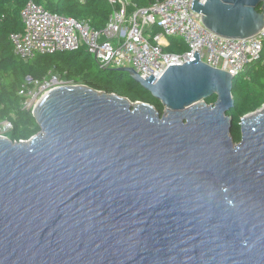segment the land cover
I'll use <instances>...</instances> for the list:
<instances>
[{
  "label": "water",
  "instance_id": "95a60500",
  "mask_svg": "<svg viewBox=\"0 0 264 264\" xmlns=\"http://www.w3.org/2000/svg\"><path fill=\"white\" fill-rule=\"evenodd\" d=\"M192 7L222 36L264 26V0ZM193 55L157 80L116 68L162 116L73 84L41 99L28 142L0 136V264H264V104L235 142L237 75Z\"/></svg>",
  "mask_w": 264,
  "mask_h": 264
},
{
  "label": "built area",
  "instance_id": "2783aa9c",
  "mask_svg": "<svg viewBox=\"0 0 264 264\" xmlns=\"http://www.w3.org/2000/svg\"><path fill=\"white\" fill-rule=\"evenodd\" d=\"M108 1L113 5V11L107 24L100 29L90 27L86 21L53 12L33 0L28 1L21 11L23 31L10 35L15 54L29 61L38 54L84 48L104 69L129 66L144 78L152 72L155 80L171 63L194 59L195 49L203 62L228 70L233 75L240 74L250 63L261 59L264 26L250 37H226L203 23L202 15L192 7L193 0H159L144 7L137 6L132 0ZM129 6L133 7L131 11ZM153 25L161 29L153 37L155 42L147 34ZM170 36L183 39L187 50L182 53L164 51ZM73 84L57 72L44 79L28 75L20 92L24 97L23 108L34 114L46 93ZM12 129L10 120H0L1 137L10 139Z\"/></svg>",
  "mask_w": 264,
  "mask_h": 264
},
{
  "label": "trees",
  "instance_id": "16d2710c",
  "mask_svg": "<svg viewBox=\"0 0 264 264\" xmlns=\"http://www.w3.org/2000/svg\"><path fill=\"white\" fill-rule=\"evenodd\" d=\"M30 0H0V120H10L13 129L9 132L11 140L29 139L40 132L41 128L30 110L23 108L24 97L20 95L22 85L28 75L44 79L52 72L75 84L87 85L109 94H116L132 102H145L153 105L160 116L165 106L150 91L127 72L116 69H104L86 49L58 51L38 54L32 60L25 61L14 52L10 35L24 29L21 11ZM47 9L86 21L90 27H104L113 11L108 0H33ZM159 0H132L139 7L148 6ZM133 9L129 6V11ZM260 9V8H259ZM161 29L153 25L147 34L153 37ZM164 51L182 53L187 45L180 37H168ZM264 48L260 60L252 62L246 70L238 74L233 81L232 94L234 106L227 115L233 118L231 136L235 142L241 140L240 121L244 115L255 111L264 104ZM217 95L205 99L214 104Z\"/></svg>",
  "mask_w": 264,
  "mask_h": 264
},
{
  "label": "rangeland",
  "instance_id": "374dc122",
  "mask_svg": "<svg viewBox=\"0 0 264 264\" xmlns=\"http://www.w3.org/2000/svg\"><path fill=\"white\" fill-rule=\"evenodd\" d=\"M149 37H151V35L149 34ZM251 65V63L249 64V66Z\"/></svg>",
  "mask_w": 264,
  "mask_h": 264
},
{
  "label": "bare ground",
  "instance_id": "6f19581e",
  "mask_svg": "<svg viewBox=\"0 0 264 264\" xmlns=\"http://www.w3.org/2000/svg\"><path fill=\"white\" fill-rule=\"evenodd\" d=\"M163 42H165L164 39H163ZM261 110H262V109H261ZM261 110H259V111H261ZM263 110H264V109H263Z\"/></svg>",
  "mask_w": 264,
  "mask_h": 264
},
{
  "label": "crops",
  "instance_id": "0c3cea01",
  "mask_svg": "<svg viewBox=\"0 0 264 264\" xmlns=\"http://www.w3.org/2000/svg\"><path fill=\"white\" fill-rule=\"evenodd\" d=\"M164 41H165V39H164ZM166 42V41H165ZM169 42V41H168Z\"/></svg>",
  "mask_w": 264,
  "mask_h": 264
}]
</instances>
